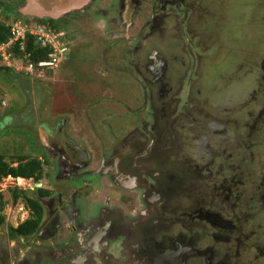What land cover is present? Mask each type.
Here are the masks:
<instances>
[{
    "label": "rangeland",
    "instance_id": "obj_1",
    "mask_svg": "<svg viewBox=\"0 0 264 264\" xmlns=\"http://www.w3.org/2000/svg\"><path fill=\"white\" fill-rule=\"evenodd\" d=\"M0 2L11 4L14 10L7 16L0 5V21L9 26L13 22L38 19L21 16L19 9L25 0ZM108 2L102 1L99 5L105 8ZM195 5L197 8L185 20L181 19L187 24L183 32L189 39L184 36L178 47L169 39L162 41L168 52L175 47L179 49L183 64L176 69L174 79V84L180 87L169 94L156 85L149 91L146 81L136 73L138 62L130 61L134 42L127 38L129 32L115 14L117 24H109L102 31L92 29L93 24L96 27L92 24L93 8L92 12L68 13L59 19L61 27L56 28L63 30L70 57L61 59L53 69L35 63L30 67L28 59L16 56L15 52L14 55L8 48L7 59L0 62L10 67V70L0 69V154L14 162L13 165L22 162L18 161L21 156L46 159L39 146L38 120L34 115H40L43 121L64 117L67 134H80L82 141L92 136L94 157L102 156L105 150L108 158L120 152L111 150L107 142L110 135H105V129L99 131L100 122L104 128L110 123L117 127L130 123L133 118L142 121L151 132L156 124L165 135L162 149L178 155L171 162L181 160L182 163L183 173L177 176L186 183L187 196H181L175 206L185 210L195 200L198 205L201 200L209 201L215 183L234 177L237 190L245 193L241 195V202L246 204L245 208L249 204L251 213L237 222L230 216L236 225L239 222L244 225L247 240L245 244L237 240L230 245V262L264 264V255L259 254V250L264 253V218L259 223L252 212L255 201L250 200L258 194L262 198L264 190V181L260 184L264 179V91L257 92L260 83H264V68L261 73L264 0H197ZM131 15L127 20L135 21L136 14L132 18ZM138 17V20L144 18L140 14ZM250 111L261 113L263 126L257 123L255 128L249 126ZM228 117L236 123L228 134L229 140L218 135L224 128L220 121ZM174 121L176 130L171 129ZM179 122L183 127H178ZM96 134L98 137H94ZM104 143L107 148L103 147ZM44 169L46 173L50 171L49 166ZM22 178L8 176L0 182V217L4 220L0 221V241L8 239L9 229L24 222L31 213L22 198L14 203L13 190L17 188L34 196L36 186L41 185L33 178ZM258 205L264 209L262 202ZM256 224L261 225L256 229L259 232L252 234ZM17 240L23 258L34 259L33 252L27 248L33 250L38 242L32 236L12 237L9 242L14 244ZM221 245L220 250H225L229 244ZM255 254H258L256 259ZM223 258L219 255L216 261Z\"/></svg>",
    "mask_w": 264,
    "mask_h": 264
},
{
    "label": "flooded vegetation",
    "instance_id": "obj_2",
    "mask_svg": "<svg viewBox=\"0 0 264 264\" xmlns=\"http://www.w3.org/2000/svg\"><path fill=\"white\" fill-rule=\"evenodd\" d=\"M102 1L106 0H91L81 10L88 13L94 9L92 24L96 27L93 24L92 29L102 31L109 24H117L115 16L120 17L129 32L127 38L134 42L130 61L138 62L136 73L146 81L149 91L155 85L167 94L175 90L180 85L174 84L176 69L183 65L176 47L184 36L189 39L183 32L187 24L182 20L197 8V0H109L101 8ZM131 14H136L135 21L127 20ZM138 14L143 20H138ZM97 18H103L102 25ZM166 39L174 41V50L163 48ZM259 91H264V83H260ZM248 115L252 121L249 126H263L261 113L250 111ZM34 118L41 120L36 125L37 137L46 159H40L50 168L48 173L44 171L34 195L43 207L41 224L31 235L39 245L34 244L33 250L27 248L34 259H24L20 243H10L9 234L8 239L0 241V264H237L230 262V245L237 240L239 244L247 242L244 225L236 222L251 213V208L241 202L245 193L237 190L234 177L215 183L209 201L201 200L198 205L195 200L180 210L175 205L181 196H187L186 183L177 176L183 173L182 163L171 162L178 155L162 149L165 135L156 124L151 132L133 118L117 127L110 123L104 128L100 122L99 131L105 129V135H110L107 142L111 150L120 151L108 158L106 150L94 157L92 136L82 141L80 134H67L64 117L46 121L40 115ZM220 122L224 128L218 135L229 140L236 123L229 117ZM178 125L183 127L180 122ZM172 127L177 129L176 121ZM262 195L250 199L255 201L252 212L259 223L264 218L263 205H258L264 204V190ZM259 226H254L252 234L259 232ZM221 243L229 245L220 250ZM219 255L224 258L216 261Z\"/></svg>",
    "mask_w": 264,
    "mask_h": 264
},
{
    "label": "trees",
    "instance_id": "obj_3",
    "mask_svg": "<svg viewBox=\"0 0 264 264\" xmlns=\"http://www.w3.org/2000/svg\"><path fill=\"white\" fill-rule=\"evenodd\" d=\"M4 11H6L7 16L14 12L11 4H5L0 2ZM7 19V17H6ZM32 21V20H31ZM30 22V21H29ZM33 22L47 24L53 27H61V20H54V19H35ZM10 29L9 25L6 24L4 21H0V46L6 43L9 39ZM13 53H16V56L25 57L29 60L30 64L35 63L39 66V62L49 60V54L51 52L50 48L40 46L34 38H30L27 40L26 44H24V49H22L19 42H17L11 49ZM70 51V50H69ZM14 53V55H15ZM70 57V56H69ZM68 57V58H69ZM67 58V59H68ZM0 62L3 61L4 58L0 54ZM0 64V69L10 70L5 63ZM41 67V66H39ZM45 68V67H42ZM47 69V68H45ZM53 69V68H51ZM238 76V73L236 74ZM238 78L236 77V81ZM14 160V159H13ZM18 165H13L14 162H10L6 160V157L0 154V182L3 181L4 178L8 176L12 177H23L25 179H35L36 181H40L44 177V164L40 158H29V157H19ZM25 160V161H23ZM0 193V198H1ZM22 198L26 207L30 210L31 214L29 218H27L24 222L19 224L17 227H11L9 229V234L11 237H28L33 235L37 228L40 226L42 218H43V207L39 201V199L34 198V196L27 195L24 191L13 190V200L14 203L18 202V200ZM0 221L3 220V216L0 217Z\"/></svg>",
    "mask_w": 264,
    "mask_h": 264
},
{
    "label": "built area",
    "instance_id": "obj_4",
    "mask_svg": "<svg viewBox=\"0 0 264 264\" xmlns=\"http://www.w3.org/2000/svg\"><path fill=\"white\" fill-rule=\"evenodd\" d=\"M10 34L6 43L0 46V54L4 59H7V49H11L17 42L20 43L22 49L24 44L30 38H34L42 47L50 48L49 60L39 62V66L45 68H54L60 63L61 59L68 55V48L63 39V30L53 26L36 22L18 21L13 22L9 26ZM30 67L33 64H29Z\"/></svg>",
    "mask_w": 264,
    "mask_h": 264
},
{
    "label": "water",
    "instance_id": "obj_5",
    "mask_svg": "<svg viewBox=\"0 0 264 264\" xmlns=\"http://www.w3.org/2000/svg\"><path fill=\"white\" fill-rule=\"evenodd\" d=\"M91 0H25L19 13L38 19L58 20L68 13L81 12ZM69 55H66L68 58ZM44 134V130L41 129ZM40 186V184H38Z\"/></svg>",
    "mask_w": 264,
    "mask_h": 264
},
{
    "label": "bare ground",
    "instance_id": "obj_6",
    "mask_svg": "<svg viewBox=\"0 0 264 264\" xmlns=\"http://www.w3.org/2000/svg\"><path fill=\"white\" fill-rule=\"evenodd\" d=\"M20 178H22V177H20ZM23 179V178H22ZM25 179V178H24Z\"/></svg>",
    "mask_w": 264,
    "mask_h": 264
},
{
    "label": "clouds",
    "instance_id": "obj_7",
    "mask_svg": "<svg viewBox=\"0 0 264 264\" xmlns=\"http://www.w3.org/2000/svg\"><path fill=\"white\" fill-rule=\"evenodd\" d=\"M30 22H33V21H30Z\"/></svg>",
    "mask_w": 264,
    "mask_h": 264
}]
</instances>
